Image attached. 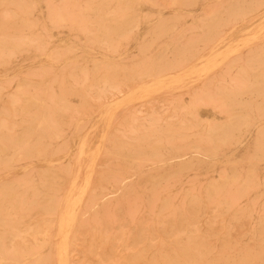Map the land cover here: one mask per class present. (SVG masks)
Masks as SVG:
<instances>
[{
  "label": "bare ground",
  "instance_id": "bare-ground-1",
  "mask_svg": "<svg viewBox=\"0 0 264 264\" xmlns=\"http://www.w3.org/2000/svg\"><path fill=\"white\" fill-rule=\"evenodd\" d=\"M197 2L0 0V264H264V0Z\"/></svg>",
  "mask_w": 264,
  "mask_h": 264
},
{
  "label": "rangeland",
  "instance_id": "rangeland-1",
  "mask_svg": "<svg viewBox=\"0 0 264 264\" xmlns=\"http://www.w3.org/2000/svg\"><path fill=\"white\" fill-rule=\"evenodd\" d=\"M220 1H223V0H198L197 4L194 7L182 9L180 11L165 8V7H159L160 9L159 8L155 9V8L148 7V6L139 7V9H137L139 14L143 17L150 18V20L152 22L149 24H141L138 27V30L139 31L146 30V27L152 25L154 20L159 16L165 17V18H170L171 16H181L179 28H181L182 31H188L189 28L191 26H193V19H195L196 17L204 16L208 9L214 8L215 6H217V3ZM263 8H258V12H256L255 14H257L259 17H261L262 13H263V11H262ZM230 28H231V26L225 28L223 30V32L221 33V36L224 39L226 37L235 38L237 36L247 37L246 34H244L243 32H240V31H239V33H236L235 35H230L229 34ZM176 30H178V29H176ZM128 47L131 50V55H133L136 50H135L132 42L130 43V45ZM217 77L218 76H213V78H217ZM203 80H205V79H203ZM209 80H210V78H206V81H209ZM197 85H198L197 90H199L201 84H197ZM188 89H182L180 91H175V92H171V93H167V94H161L160 97H158L156 100H153L151 98L148 99V102L145 104H133V106L136 107L133 110L134 111L137 110V114H138L137 116L139 118H143L146 115L145 112L147 111L148 108L155 109L156 107H158L160 110H162V115L163 114H169L171 102L173 99L178 100L179 104H182V103L187 104V100L189 101V98H190ZM163 100H165L167 102V104H168L167 106H166L165 102H163ZM122 114H123V110L120 109L117 111L113 125H116L117 123L120 122ZM204 117H210V114L205 115ZM99 163H103V161L100 160ZM82 239L83 238L81 236H79L78 241L75 244H77L76 249L84 251V254L82 255L81 252L78 253V252H74V251H71V253H70V257L72 258V260L76 264H84L85 263V261H84L85 257H86L85 243H83ZM81 246H83V249L81 248ZM120 254L121 253H118L116 258H110V251H109L107 244H102L101 248L99 249V256H103L104 257L103 259L105 261L106 260H109V261L118 260ZM83 256H84V259H83ZM88 257L90 259L89 264H98V262H97L98 256H88Z\"/></svg>",
  "mask_w": 264,
  "mask_h": 264
}]
</instances>
